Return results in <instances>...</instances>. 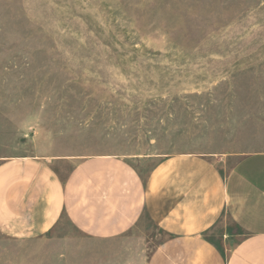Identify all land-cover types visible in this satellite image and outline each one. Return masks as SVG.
I'll use <instances>...</instances> for the list:
<instances>
[{"label":"rangeland","instance_id":"obj_1","mask_svg":"<svg viewBox=\"0 0 264 264\" xmlns=\"http://www.w3.org/2000/svg\"><path fill=\"white\" fill-rule=\"evenodd\" d=\"M0 138L118 156L143 178L176 154L226 173L264 152V0H0ZM226 233L242 238L223 215L207 238ZM129 235L146 252L165 239L146 216ZM104 248L63 218L41 237L0 233V264H93Z\"/></svg>","mask_w":264,"mask_h":264},{"label":"crops","instance_id":"obj_2","mask_svg":"<svg viewBox=\"0 0 264 264\" xmlns=\"http://www.w3.org/2000/svg\"><path fill=\"white\" fill-rule=\"evenodd\" d=\"M215 164L170 155L143 178L118 156L31 154L0 138V233L41 237L64 218L105 246L93 264H264V152L241 156L226 173ZM223 215L241 239L207 238ZM143 216L165 236L149 252L129 235Z\"/></svg>","mask_w":264,"mask_h":264}]
</instances>
